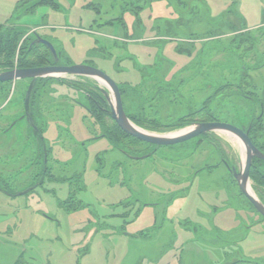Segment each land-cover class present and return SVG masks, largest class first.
<instances>
[{
	"label": "rangeland",
	"instance_id": "obj_1",
	"mask_svg": "<svg viewBox=\"0 0 264 264\" xmlns=\"http://www.w3.org/2000/svg\"><path fill=\"white\" fill-rule=\"evenodd\" d=\"M35 35L60 52L62 65L106 73L124 112L138 120V90L147 86L141 70L157 58L165 63L149 72L183 80L182 98L155 112L160 122L185 119L174 129H153L148 111L147 125L131 120L144 131L173 133L211 117L241 128L259 112L242 92L264 99V0H0V71L43 54L44 46H31ZM196 60L198 71L191 69ZM27 84H0V187L13 192L0 189V264H264V219L227 169L243 164L235 137L208 132L154 152L122 137L101 108L93 118L76 102L89 104L83 91L100 99L94 79L40 78L30 115L53 163L37 185L38 137L25 120L8 130L23 113ZM249 180L264 204V182Z\"/></svg>",
	"mask_w": 264,
	"mask_h": 264
},
{
	"label": "water",
	"instance_id": "obj_2",
	"mask_svg": "<svg viewBox=\"0 0 264 264\" xmlns=\"http://www.w3.org/2000/svg\"><path fill=\"white\" fill-rule=\"evenodd\" d=\"M33 43H38L45 46L49 51L54 63L56 64L29 68H14L2 71L0 72V82L30 79V82L25 92L23 103L24 116H22L21 118L25 117L26 121L29 122L34 129L35 127L32 124L33 122L29 114V100L35 79H60L62 77H87L94 79L96 82L102 85V87H97V90L104 97L108 107V114L113 119L116 126L126 135L134 137L139 141L153 145L154 152L160 146H168L182 143L208 132L219 131L235 137L241 143L243 148V164L237 171L233 166L229 167L228 170L229 172H231L232 177L236 181L237 187L241 194L246 198V200L253 207V209L264 219V204L255 197V195L249 188V171L252 159L257 158L264 161V154L252 143L248 135V130H244L243 127H236L227 122L200 121L195 122L192 127L188 129L177 132L175 131L173 133L170 132L166 134H158L144 131L139 127L135 126L131 122V120L126 116L122 107L119 89L115 82L106 73H104L97 67L87 64H57V62L59 61L57 52L48 40L36 35L35 40H33ZM131 157L135 159H142L148 157V154ZM35 186L36 184L28 187L27 189L19 192L18 195L24 194L32 190Z\"/></svg>",
	"mask_w": 264,
	"mask_h": 264
},
{
	"label": "trees",
	"instance_id": "obj_3",
	"mask_svg": "<svg viewBox=\"0 0 264 264\" xmlns=\"http://www.w3.org/2000/svg\"><path fill=\"white\" fill-rule=\"evenodd\" d=\"M9 32L15 33L17 35L24 33V31H22L21 29L18 30V29H13V28H10ZM239 43H242V40H239L238 44ZM38 45L43 46L41 44H38ZM32 46H35V44ZM230 46H231V44H229L228 47H230ZM242 49H243L242 51H244L245 48H242ZM30 51L28 50V52L26 54H29ZM230 51H232V47H231ZM5 52L7 53V56L11 58V56H12L11 50L8 49ZM179 52L188 54V52H185V51H179ZM22 63H25V62L22 61ZM22 63H20V65H19L20 67L29 68V67H37V66H44V65L50 64L51 60H50L49 53L45 48L43 54L37 55L34 62H32L30 64H24L25 66H22L23 65ZM162 65L164 66L165 63L163 64V62L159 61L157 58L156 61H154V64H152L149 69L150 70L152 69L153 70L152 73H155L156 70H158ZM201 65H202V60H196L195 65L191 69L198 71V69H201ZM145 68H147V67H144L141 70V72H142L141 77H142V84L146 83L144 85V87L146 85L147 86L142 91L138 90V94H137V96H139L138 99L142 102L140 104V109L142 110L140 112H143V114L141 113V116H140L142 118L140 120H138L136 117L133 116V114H128L127 111L125 110L126 116L130 120H132L134 122L136 121L137 125H147L148 124V127L153 128V129H155V128L161 129L162 128L163 130H170V129L180 127L182 125V121L185 119V117H178L177 119L175 118L174 120H172L173 122H171V121L163 122L162 120L160 122V119L157 116L158 111L155 112V110H158V107L164 106L165 103H170V104L175 103L176 104V103H178V101H181L180 98H182V96H181L182 94H180L179 91H180V86L182 85V83H184V81L182 80L180 82L179 81H177V82L166 81L165 82L163 80L164 79L163 77L165 75L164 74L165 71L161 72L162 73L161 76H153L149 72L150 70H147ZM245 68H247L246 64H245ZM183 71H190V69L189 68H183ZM195 74L196 73H194L192 76H195ZM162 84H164V85H162ZM241 86L242 85H238V87H241ZM148 87H150L151 89ZM241 89L243 90V88H241ZM119 91H120V89H119ZM166 91H169V92L167 93ZM242 94H243V97L245 99L249 100V102H251L253 104L255 103L256 105H259V112L257 114L252 113L250 115V117L246 120V123L242 122L241 127H243L244 130H248V135H249V138L251 139L252 143L255 145V147H257L264 154V146L260 142L261 139H262V142L264 141V138H263V135H264V126H263L264 99H262V97L257 98L255 96H253L251 92L246 93L244 91V92H242ZM32 95H33V91L31 92V95H30V102L32 100ZM96 97H98V96H96ZM168 97H171V98H168ZM166 98H168L167 102H166ZM97 100L101 101L102 106L104 105L106 108V111H104L102 109L101 113L105 112L104 114H107L108 113V107L106 105L107 103H106L104 97L100 94V99L98 97ZM190 106H192V105H190ZM205 106H206V103L204 104V107H202V109H201L202 111L205 110ZM148 111H150V113H149L150 115L152 112V114H154L155 117L151 118L146 124V120H148V119H146V116L147 117L149 116V114H147ZM31 119L33 121V118H31ZM207 120L213 121V120H215V118L211 117ZM221 121L227 122V123H230V124L236 126L235 122H232L229 120H221ZM32 124L35 127L37 126L35 121ZM37 129H38V133L34 130V128H33V133H34V135L37 134L36 136L37 137L39 136V138H40V136H42L41 130L38 128V126H37ZM121 134H122V137L130 138V139L134 140V138H131V136H128L125 133H124L125 135L123 133H121ZM103 135H104L103 137L108 138V135L106 133ZM110 141L113 142V140H111V139H110ZM39 142H41V146L43 147L42 148V155L45 156V162H42V160H41L42 157H37L35 160V163H36V161L40 159L41 170H42V173H40L39 178L37 179V181H38L37 185H39L42 182V179L46 176L48 170H50V168L52 167V163H53L52 162L50 165V161H52V159H51V156L48 152V148L45 146V140H44L43 136H42V141H40V139H39ZM122 150L127 151L126 149L125 150L122 149ZM53 160H54V158H53ZM263 170H264V162H262L261 160H258V159H253L251 169L249 172V176L255 182V184L256 183L261 184L264 182V181L262 182V180L258 179V177H257V176H260V178H262L261 174L264 176ZM258 180H260V181L257 182ZM35 183H32L31 186H33ZM0 189L5 191L8 194L13 195V192H10L7 187H0ZM69 199L70 198H68V200ZM65 204H66V202H65Z\"/></svg>",
	"mask_w": 264,
	"mask_h": 264
},
{
	"label": "flooded vegetation",
	"instance_id": "obj_4",
	"mask_svg": "<svg viewBox=\"0 0 264 264\" xmlns=\"http://www.w3.org/2000/svg\"><path fill=\"white\" fill-rule=\"evenodd\" d=\"M35 37H36V35L34 36V39L33 40H35ZM33 40L31 41L32 43H31V46L32 45H34V44H38V43H33ZM47 40V39H46ZM42 45V44H41ZM45 47V46H44ZM46 48V47H45ZM46 50H47V48H46ZM48 51V50H47ZM56 52H57V55H58V59H59V61L57 62V64H61V62H60V52H58L57 50H56ZM48 53H49V51H48ZM49 56H50V60H51V63L50 64H47V65H52V64H56V63H54V61H53V59H52V57H51V55H50V53H49ZM72 63H68V64H65V65H71ZM62 65V64H61ZM45 66V65H44ZM16 68H24V67H16ZM12 69V68H11ZM7 70H10V69H7ZM2 71H6V70H1L0 72H2ZM39 79V78H38ZM38 79H35L34 80V83H33V87H32V91H33V88H34V85H35V82L38 80ZM20 80H23V79H20ZM25 80H28V84H29V82H30V79H25ZM7 82H11V81H5V82H0V84H4V83H7ZM28 84H27V87H28ZM27 87H26V89H27ZM26 89H25V92H26ZM31 91V92H32ZM25 92H24V97H25ZM83 94H84V96H85V101H87L89 104V106L88 105H85L84 103H81V102H79V101H76V102H78L81 106H83V108L85 109V111L88 113V116H90V117H93V118H98V115H100V113H96L95 112V107L96 108H101V109H103L104 111H106V108H105V106L103 105L102 106V103H101V101H99V100H97V98L98 97H93V95L92 94H90V93H88V92H85V91H83ZM24 97H23V103H24ZM107 105V104H106ZM93 107L92 109H91V107ZM105 113V112H104ZM29 114H30V100H29ZM22 116H24V106H23V113L17 118V119H15L13 122H11L10 123V125H9V127H8V130L11 128V127H13L18 121H21V120H25L26 121V119H25V117H23V118H21ZM32 120V119H31ZM27 122V121H26ZM33 122V121H32ZM28 123V125H29V127H30V129H31V131L33 132V127H32V125L29 123V122H27ZM94 126H97V123L95 122L94 123ZM235 126V125H234ZM35 127V126H34ZM37 133H38V129H37V127H35V129H34ZM37 134H35V136H36ZM100 136H104L103 134H100V135H98V137H100ZM97 137V136H96ZM39 139H40V141H42V136H40V138H39V136H38V141H39ZM40 143V149H41V152H42V146H41V142H39ZM39 145V144H38ZM42 158H41V160H42V162H44V156L42 155L41 156ZM253 159H257V158H253ZM253 159H252V161H253ZM258 160H260V159H258ZM262 162H264L263 160H261ZM251 165H252V163H251ZM227 166V165H226ZM229 168V166H227V169ZM250 169H251V167H250ZM250 172V171H249ZM41 173H42V170H41ZM36 183L38 184V181H36Z\"/></svg>",
	"mask_w": 264,
	"mask_h": 264
}]
</instances>
